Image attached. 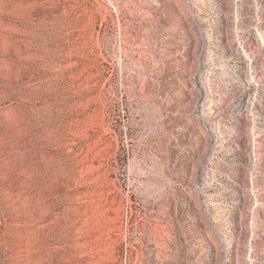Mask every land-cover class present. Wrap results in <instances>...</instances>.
<instances>
[{
  "label": "rangeland",
  "instance_id": "obj_1",
  "mask_svg": "<svg viewBox=\"0 0 264 264\" xmlns=\"http://www.w3.org/2000/svg\"><path fill=\"white\" fill-rule=\"evenodd\" d=\"M0 264H264V0H0Z\"/></svg>",
  "mask_w": 264,
  "mask_h": 264
}]
</instances>
